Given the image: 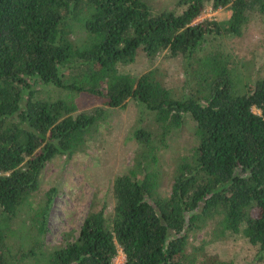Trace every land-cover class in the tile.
I'll list each match as a JSON object with an SVG mask.
<instances>
[{
	"label": "trees",
	"instance_id": "obj_1",
	"mask_svg": "<svg viewBox=\"0 0 264 264\" xmlns=\"http://www.w3.org/2000/svg\"><path fill=\"white\" fill-rule=\"evenodd\" d=\"M178 5L181 13L154 11L146 0H0V264H16L8 221L38 189L46 163L74 154L97 120L99 111L76 113L71 94L82 92L113 108L135 100L155 113L161 134L134 130L141 148L135 165L114 180L112 216L106 205L91 210L79 235L56 247L47 264H114L119 249L123 264H233L208 254L201 262L198 247L188 251L209 221L220 237L256 247L264 262V77L242 92L220 40L242 36L252 13L264 16V0ZM209 5L232 10L227 25L194 23ZM163 50L185 66L180 95L155 70L134 76L121 69L139 53L153 59ZM53 87L69 97L54 98ZM187 115L196 122V147L162 193L157 142ZM52 191L37 213L38 242Z\"/></svg>",
	"mask_w": 264,
	"mask_h": 264
},
{
	"label": "rangeland",
	"instance_id": "obj_2",
	"mask_svg": "<svg viewBox=\"0 0 264 264\" xmlns=\"http://www.w3.org/2000/svg\"><path fill=\"white\" fill-rule=\"evenodd\" d=\"M146 2L154 11L168 9L181 13L184 10V7L178 5V0ZM231 15L230 8L215 10L209 5L194 23L208 19L227 25ZM220 40L221 49L230 55L231 66L238 71L236 80L240 90L250 92L256 81L264 77V16L257 12L252 13L242 36H227ZM121 69L134 76L155 70L158 72V79L174 95L182 93L187 78L181 58L172 56L168 50L161 51L153 59L139 53L136 61ZM50 89V95L54 98L69 97L66 91H58L55 87ZM71 97L78 107L76 113L99 111V114L84 143L74 154L58 155L46 163L39 176L38 189L22 206L18 215L13 217L11 222L8 221L10 233L6 242L16 264H47L49 254L56 247L64 245L66 239L72 241L79 235L81 226L91 210H100L106 205L105 213L112 216L115 206L114 180L135 165L136 154L141 148L133 138L134 130L152 128L155 137L161 134V129L155 123V113L143 112L135 100H129L125 107L113 108L103 104V98L85 92L71 94ZM254 110L259 112L256 108ZM195 132L196 122L187 115L180 128L174 129L157 142L162 153L159 162L161 166L158 167L162 170V193H167L170 189L178 162L191 156L195 150ZM50 190L54 191L46 222L47 230L38 242L36 217ZM216 228V222L209 221L191 237L188 251L192 252L193 247H198L199 261H204L208 254L233 264H264L257 261L256 247L235 237H220ZM30 249L36 251L32 256L25 254ZM125 260V254L119 249L114 264H123ZM208 264L215 263L210 260Z\"/></svg>",
	"mask_w": 264,
	"mask_h": 264
}]
</instances>
